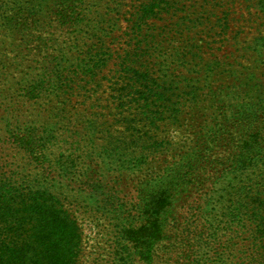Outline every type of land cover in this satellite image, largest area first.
<instances>
[{"label": "trees", "instance_id": "trees-1", "mask_svg": "<svg viewBox=\"0 0 264 264\" xmlns=\"http://www.w3.org/2000/svg\"><path fill=\"white\" fill-rule=\"evenodd\" d=\"M123 1L0 0V264H77L81 232L69 208L94 194L82 188L90 178L79 180L88 146L137 171L165 161L138 183L139 223L120 228L118 264L159 263L160 248L173 251L172 264H264V27L234 47L229 9L211 0L174 47L158 22L183 0H127L115 41L110 5ZM254 5L264 14V0ZM207 35L220 45L207 47ZM102 79L105 107L138 129L100 137L79 116ZM203 102L210 117L190 142L158 137ZM70 115L80 135L70 134ZM218 208V225L203 234L197 227Z\"/></svg>", "mask_w": 264, "mask_h": 264}, {"label": "rangeland", "instance_id": "rangeland-1", "mask_svg": "<svg viewBox=\"0 0 264 264\" xmlns=\"http://www.w3.org/2000/svg\"><path fill=\"white\" fill-rule=\"evenodd\" d=\"M117 1L121 3L119 0ZM224 2L225 7L229 9L231 28L233 31H237L234 35L236 43L242 39L252 37V35H255V33L263 29L264 25L261 16H264V14L257 12L258 9L255 10V0H221V3L224 4ZM123 3H127V5L121 8L118 6L115 7L116 3L110 5L113 9L114 16H120L118 24L121 26L112 33V39L115 41L119 40V36L124 30L126 25V21L124 20L125 17L132 11V7H129L130 3L127 2V0L123 1ZM182 3L183 4L177 7L176 14L169 16L165 22H158L160 25L163 24L162 26H165V29L169 30L170 34L174 33L173 39H177V41H172V46L174 47L177 46L178 41H181L182 37L184 38L186 35L188 36L191 32H194V25L202 21L201 15H199L204 9L202 6H215L214 1L212 2L211 0H183ZM213 11L217 13V8L215 7ZM213 19L214 18H212V20ZM106 24H108V22ZM217 39V35H207L204 41L210 42L206 44L207 47L209 45L215 48L220 45L219 42H214L217 41ZM233 41L234 40H231V42ZM200 42L202 43V41ZM154 45L156 44L154 43ZM238 45L239 42L235 44L234 47ZM169 49L170 46L167 50ZM186 50L187 47H185L183 51ZM210 51L213 52V50L210 49L208 53H210ZM110 68L111 66L106 68L103 73L110 75ZM100 82L102 83V88H99L96 92L90 90L91 95L89 99L83 104L82 110L79 111V116H83L82 120L86 121L91 130L100 137H106L109 130L112 136H118L121 132L138 129L140 126L136 125L135 121L131 123L135 125L133 128L126 129L124 124L121 125V123L118 122V116L112 115V111L105 107L106 101L104 99L107 94L103 92V89L106 88L107 83L104 79ZM74 99L81 101L80 97ZM77 105L78 102L73 103V106L77 107L79 110L81 104ZM209 109L211 108L207 102L201 104V112L199 114H194V112L189 111L186 107L183 115H178L180 122L169 124L158 134V137L161 139L166 138L172 143L177 144L190 142L193 138L194 131L198 129V125H202L203 122L206 123V120L210 117L208 114L210 111ZM201 113H205V115ZM70 116L73 118L72 124L74 125L69 131L70 134L75 135L79 133L78 135H80L82 133V128L76 126L77 121L75 119L78 116ZM139 117L140 116L137 118ZM100 142L101 141H99V143ZM78 154L83 158L84 162L87 163L79 173L81 174L79 180L85 176L90 178L89 183L82 185V188L84 192L94 194L89 196L88 194L82 193L80 197L74 199L70 204L69 211L79 225L81 232V249L76 263L118 264V233L120 228L129 224H132L134 227L139 223V220L132 212L133 203L136 202L134 197L138 183L147 177L145 176L146 173L153 171L157 172L162 168L165 164L164 158L153 159L149 162L150 164L146 165L148 168L147 170L137 171L135 168H131L132 166H128V164L115 165L107 163L106 157L99 148L89 149L88 146L83 153L78 152ZM167 157L171 158L170 156ZM180 201L181 200H179L176 205H180ZM221 211L222 209L218 208L206 217L207 222L205 225L208 228L202 227V229H200L201 227L197 225V229L202 232L204 231L203 234H206L207 230L215 228L216 225H218ZM221 225L222 223L219 224V226ZM176 246L178 247L179 245ZM181 248L182 247L179 246L178 250H176L178 257H180L179 252H182ZM187 250V247H185V251ZM166 252L167 250L165 248H160L159 255H163V258L156 264H172L174 253L173 251L169 253ZM189 253H195L194 248H191Z\"/></svg>", "mask_w": 264, "mask_h": 264}]
</instances>
